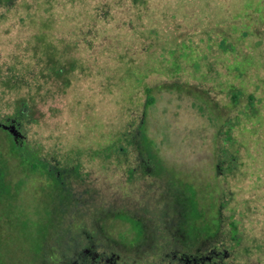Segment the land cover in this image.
<instances>
[{
	"label": "rangeland",
	"instance_id": "obj_1",
	"mask_svg": "<svg viewBox=\"0 0 264 264\" xmlns=\"http://www.w3.org/2000/svg\"><path fill=\"white\" fill-rule=\"evenodd\" d=\"M44 55L48 73L82 76L42 103L43 125H31L33 134H48L41 153L56 151L61 118L75 132L103 122L105 111L114 123L140 121L134 102L119 119L120 97L140 89L145 148L203 188L223 170L224 218L264 234L260 97L247 108L245 133L235 143L227 136L239 120L238 112L230 118L233 107L264 89V0H10L0 6V114L11 115ZM0 170L12 180L23 171L2 136ZM15 186L0 194V264H54L58 227L42 223L44 191L26 180Z\"/></svg>",
	"mask_w": 264,
	"mask_h": 264
},
{
	"label": "flooded vegetation",
	"instance_id": "obj_2",
	"mask_svg": "<svg viewBox=\"0 0 264 264\" xmlns=\"http://www.w3.org/2000/svg\"><path fill=\"white\" fill-rule=\"evenodd\" d=\"M43 58L11 115L0 114V136L23 168L13 180L0 170V194L25 180L44 191L42 223L58 227L54 264H264V234L244 233L241 220L224 218L223 170L216 185L203 188L145 148L139 93L120 97L119 119L134 102L140 121L114 123L105 111L103 122L75 132L61 118L51 144L56 151L41 153L48 134H33L31 125L42 123V103L69 87L72 76L48 73L52 63Z\"/></svg>",
	"mask_w": 264,
	"mask_h": 264
},
{
	"label": "trees",
	"instance_id": "obj_3",
	"mask_svg": "<svg viewBox=\"0 0 264 264\" xmlns=\"http://www.w3.org/2000/svg\"><path fill=\"white\" fill-rule=\"evenodd\" d=\"M66 60H67V59H66ZM66 62L71 63V62H73V60H72V59H68V61H66ZM145 83H146V82H145ZM256 86H257V85H255V87H256ZM257 87L261 90L260 93H255V92H251V93H249V94L247 95L248 100H246V102L241 103V104H239V105H235V106L233 107V112H232L230 118H231L236 112H238V119H239L238 122L234 121V122H233V125H232L230 128H227L228 131H229L230 129H232V128H234V127H238V131L236 132V136L234 135L233 137H232V136L230 137V135H228L229 132L227 131L228 139H230L231 141H233V143H235V138L240 136V133H241L242 135L245 133V132H244V129H243V126H244V125H248V123L251 122V120L253 119V118L249 115V113H248V109H247V108L249 107L251 101H254L256 98L260 97V101L258 102V106H260L261 109L263 108V105L261 104V102L264 101V89L260 88L259 86H257ZM147 89H148V88H147V86H146V90H147ZM255 89H256V88H254V90H255ZM139 91H140V89H137V90H136V93L139 92ZM142 91H143V90H142ZM136 93H134V95H136ZM231 96H232V99L234 100V99H235V95H231ZM234 103L236 104L235 101H234ZM263 103H264V102H263ZM238 133H239V134H238ZM230 140H229V141H230ZM233 143H232V144H233ZM250 152H251V151H250ZM245 154H246V153H243V157H244V159H245V158L248 159V157H246Z\"/></svg>",
	"mask_w": 264,
	"mask_h": 264
}]
</instances>
